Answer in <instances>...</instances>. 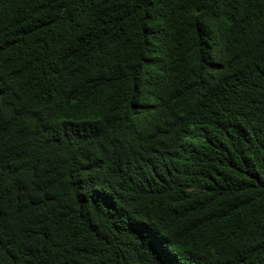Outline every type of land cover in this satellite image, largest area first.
Segmentation results:
<instances>
[{
    "label": "trees",
    "instance_id": "obj_1",
    "mask_svg": "<svg viewBox=\"0 0 264 264\" xmlns=\"http://www.w3.org/2000/svg\"><path fill=\"white\" fill-rule=\"evenodd\" d=\"M0 264H264V0H0Z\"/></svg>",
    "mask_w": 264,
    "mask_h": 264
}]
</instances>
